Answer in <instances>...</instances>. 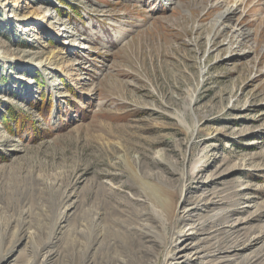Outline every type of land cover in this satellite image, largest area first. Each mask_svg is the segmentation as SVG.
Returning a JSON list of instances; mask_svg holds the SVG:
<instances>
[{"label":"rangeland","instance_id":"rangeland-1","mask_svg":"<svg viewBox=\"0 0 264 264\" xmlns=\"http://www.w3.org/2000/svg\"><path fill=\"white\" fill-rule=\"evenodd\" d=\"M8 1L0 264H264V0Z\"/></svg>","mask_w":264,"mask_h":264},{"label":"bare ground","instance_id":"bare-ground-1","mask_svg":"<svg viewBox=\"0 0 264 264\" xmlns=\"http://www.w3.org/2000/svg\"><path fill=\"white\" fill-rule=\"evenodd\" d=\"M0 2L1 3H3V6H6V5H9V1L8 0H0ZM160 2L161 3H164V4H166V5H169V4H171L170 2H172V0H160ZM242 5V0H238V1H236L235 2V4H233V6L232 7H229V8H227L226 10H225V12L223 13V18L221 19V23H223V20H224V17L226 18V17H228L229 15H231V14H234L235 13V11H237L238 10V8L240 7ZM13 6H14V9L15 8H17V9H19L20 7H23V5H20V1H15L14 3H13ZM26 8V7H25ZM29 14V13H28ZM29 25H27V26H25V31H31V30H34V28H29L28 27ZM238 30V29H237ZM82 45H84V44H82ZM79 48H81V49H86V48H88V46L86 47V46H79ZM45 64V63H44ZM40 65H43V62H42V64H40ZM48 66V65H47ZM129 163H130V165H131V167L133 168H131V171H133V173L135 174V175H137V177L141 180V182H142V184L144 185V186H146V187H148V185L150 184L149 183V181H147V180H145V178L144 177H142L141 175H140V173L136 170V168H134V166L132 165V163H131V161L129 160L128 161ZM151 189V188H150ZM152 190V189H151ZM155 191V190H154ZM160 197V196H159ZM171 200V199H170ZM169 200V198H166V199H162L161 198V202L162 203H166L167 201H169V208L166 210L167 211V215H168V218L170 219V220H172L173 219V217L175 216V208H174V206H173V203L171 202ZM95 222V221H94ZM116 222L117 221H113V223H109V222H107V226H110V224H116ZM118 227V226H117ZM100 228V227H99ZM126 231H127V229H126ZM102 232V230H98L97 231V233H95V235H96V238H101V237H103V234L101 233ZM117 232V231H116ZM113 246V245H112ZM91 261V260H90Z\"/></svg>","mask_w":264,"mask_h":264},{"label":"trees","instance_id":"trees-1","mask_svg":"<svg viewBox=\"0 0 264 264\" xmlns=\"http://www.w3.org/2000/svg\"><path fill=\"white\" fill-rule=\"evenodd\" d=\"M12 113H13V116H15V117L19 116L17 113L14 112V110H13ZM17 118H18V117H17ZM25 124H26L25 121H24V122L21 121V124H20V125H21V126H24Z\"/></svg>","mask_w":264,"mask_h":264}]
</instances>
